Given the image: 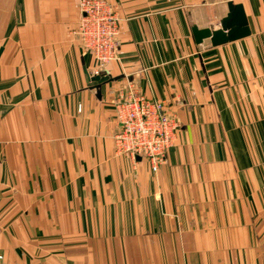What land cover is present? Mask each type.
<instances>
[{
    "label": "crops",
    "instance_id": "crops-1",
    "mask_svg": "<svg viewBox=\"0 0 264 264\" xmlns=\"http://www.w3.org/2000/svg\"><path fill=\"white\" fill-rule=\"evenodd\" d=\"M78 0H0V264H264V0H106L117 59ZM241 4L247 36L196 43ZM133 85L179 128L166 161L117 153Z\"/></svg>",
    "mask_w": 264,
    "mask_h": 264
},
{
    "label": "built area",
    "instance_id": "built-area-1",
    "mask_svg": "<svg viewBox=\"0 0 264 264\" xmlns=\"http://www.w3.org/2000/svg\"><path fill=\"white\" fill-rule=\"evenodd\" d=\"M79 19L72 32L97 62L93 75L117 59L119 16L106 0H78ZM118 130L115 151L145 160L155 173L166 161L179 128L176 117L163 101L146 98L133 85L113 102Z\"/></svg>",
    "mask_w": 264,
    "mask_h": 264
},
{
    "label": "water",
    "instance_id": "water-1",
    "mask_svg": "<svg viewBox=\"0 0 264 264\" xmlns=\"http://www.w3.org/2000/svg\"><path fill=\"white\" fill-rule=\"evenodd\" d=\"M228 12L219 24V29L210 28L198 29L192 26V34L196 43H200L204 38L210 37L212 45H217L230 40H235L250 33L248 22L241 4H234L232 1L227 2ZM88 81L97 87L108 79L102 74L88 75Z\"/></svg>",
    "mask_w": 264,
    "mask_h": 264
}]
</instances>
